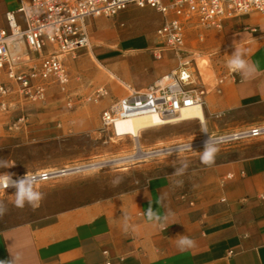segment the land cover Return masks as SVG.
I'll list each match as a JSON object with an SVG mask.
<instances>
[{
  "label": "crops",
  "instance_id": "obj_1",
  "mask_svg": "<svg viewBox=\"0 0 264 264\" xmlns=\"http://www.w3.org/2000/svg\"><path fill=\"white\" fill-rule=\"evenodd\" d=\"M28 1L0 0V28L7 27V11ZM17 17L23 22L21 14ZM101 17L87 20L92 48L81 50L76 61L65 59L69 71L68 66L85 65L93 54L106 70L103 83L93 82L88 94L99 86L107 87L109 106L129 88L147 89L177 67L173 52L155 56L160 46L157 30L145 35L144 46H130L138 37L121 35L116 21L104 20L112 17ZM235 47L244 49L249 62L258 66L250 80H242L226 66ZM185 48L195 52L196 74L208 89L205 122H201L208 132H234L264 124L263 14L227 17L221 28L210 29L192 20L187 24ZM7 81L0 71V82ZM51 86L57 85L48 86L47 94ZM7 125L0 112V143L7 140ZM258 148L264 149V140ZM208 175L201 208L190 207L172 179L155 178L114 199L58 213L46 224L0 230V261L19 253V264H264V150L220 163ZM150 203L161 215L173 213L166 229L147 220ZM125 214L130 218L127 233L122 227ZM179 235L192 238L195 246L180 251L176 246Z\"/></svg>",
  "mask_w": 264,
  "mask_h": 264
},
{
  "label": "rangeland",
  "instance_id": "obj_2",
  "mask_svg": "<svg viewBox=\"0 0 264 264\" xmlns=\"http://www.w3.org/2000/svg\"><path fill=\"white\" fill-rule=\"evenodd\" d=\"M114 18L104 20L116 21L121 35L138 37L130 44L137 47L144 46L145 35L155 32L163 22L162 15L148 7L133 6ZM121 22L124 26H120ZM91 30L92 37H95L96 31L92 26ZM68 68L71 82L67 93L58 86H51L43 102L18 105L9 111L0 109L8 121L7 140L0 143V160L11 166L0 167V174L6 171L16 174L41 170L65 171L36 184L44 198L35 209L27 204L23 208L15 206V188L0 194V201L7 206L6 214L0 217V230L21 224H46L58 213L114 199L155 178L172 179L182 199L192 208H201L205 182L212 167L264 150L258 148L264 139L219 141L220 152L212 167L205 166L200 160L205 144L192 149L184 147L179 152L165 150L201 138L203 124L197 119L149 128L142 131L137 140L130 135L115 137L101 123V113L108 106V99L98 103L84 100L93 82L103 83L101 76L106 70L93 54L85 65L75 64ZM69 95L75 101L72 108L67 105ZM117 128L132 133L130 121L118 123ZM231 132L209 131L214 136ZM208 139L204 136L205 141ZM139 141L142 151L159 152L137 156ZM185 162L188 164L186 173L183 176L174 175L176 168ZM117 178L121 182L114 185L113 180ZM178 180L183 181L182 187L177 186Z\"/></svg>",
  "mask_w": 264,
  "mask_h": 264
},
{
  "label": "built area",
  "instance_id": "obj_3",
  "mask_svg": "<svg viewBox=\"0 0 264 264\" xmlns=\"http://www.w3.org/2000/svg\"><path fill=\"white\" fill-rule=\"evenodd\" d=\"M130 6L149 7L163 15V23L157 29L160 46L154 54L161 58L164 51H171L178 64L147 89L129 88L124 96L103 109L101 123L115 137H122L114 129L120 119L157 115L167 120L180 116L187 108L204 107L208 89L196 74L195 52L185 48L190 21L195 20L200 27L210 29L221 28L227 17L251 12L264 15V0H29L16 10L7 11V27L0 28V71L8 79L0 82V109L9 111L18 105L43 102L51 84L67 93L70 74L65 59H75L81 50L92 48L87 20L114 17ZM17 14L22 15L23 22L18 20ZM252 30L257 31V28ZM109 95L107 87L99 86L84 100L98 103ZM74 104L69 95L67 105L72 108ZM220 136L223 137L218 140L221 142L264 137V124ZM204 141L202 134L201 138L190 142L195 143L191 148L205 144ZM6 173L12 174L13 180L26 175ZM28 174L37 177L40 183L58 176L59 171ZM11 189L14 187L0 188V194Z\"/></svg>",
  "mask_w": 264,
  "mask_h": 264
},
{
  "label": "clouds",
  "instance_id": "obj_4",
  "mask_svg": "<svg viewBox=\"0 0 264 264\" xmlns=\"http://www.w3.org/2000/svg\"><path fill=\"white\" fill-rule=\"evenodd\" d=\"M226 66L234 73L239 74L242 80L247 81L255 76L258 71V66L255 63L249 62L247 58V52L244 49L236 48L229 55V59L226 62ZM201 131L208 133V129L206 126H202ZM219 141L210 136V138L205 141L204 149L200 152V160L207 167H212L217 160V156L220 152L218 147ZM185 149H192L191 144L185 145ZM181 148L177 147L174 151H180ZM0 167H11L7 165L6 161L0 160ZM188 168V164L185 162L179 168H176L174 175L183 176L186 173ZM38 182V178L29 175L26 173L25 176L13 180L12 174L3 173L0 174V188L7 189L8 187H14L16 189L15 196V206L17 208H23L26 204L31 206L33 209L39 207L40 202L42 201L43 193H41L36 188V183ZM121 182L119 178L113 180L114 185H118ZM178 187L183 186V181L178 180L176 182ZM7 212V206L3 201H0V217H3ZM173 215V213L169 210L166 211L163 215L158 213L151 205L146 211V218L150 222H155L159 225L161 229L167 228V221ZM129 216L127 214L124 215L123 222V230L127 233L130 228L129 224ZM176 246L180 251H186L195 246V241L187 235H179L176 240ZM12 255V254H11ZM22 259L21 254L17 253L16 255H12L11 260L0 261V264H19V261Z\"/></svg>",
  "mask_w": 264,
  "mask_h": 264
},
{
  "label": "bare ground",
  "instance_id": "obj_5",
  "mask_svg": "<svg viewBox=\"0 0 264 264\" xmlns=\"http://www.w3.org/2000/svg\"><path fill=\"white\" fill-rule=\"evenodd\" d=\"M157 118H160V117L157 115H142V116H135V117H129V118H125V119H120L115 124L114 129L122 137L130 135L137 140V138L139 137V135L142 131L147 130V129L152 128V127H155V126H158V125L180 123V122H183L186 120H191V119H197L200 122H202L203 124L205 122L204 109L201 106L187 108V109L182 111L180 116L169 117V118H167V120H163L162 118L159 120ZM126 121H130L132 133L129 131H119L118 130V128H117L118 123L126 122ZM203 134H204L205 138L206 137L210 138V136L214 139H217V140L223 138L221 136L220 137H214L210 133L208 134V133L204 132ZM188 144H192V143H184V144L177 145V146H174L171 148H166L165 150H168V151L172 150L173 151L177 147L184 148V146L188 145ZM137 146L139 149V154L137 156H140V157L159 152V151L144 152L145 150L142 151L140 141L137 142ZM64 173H65V171H61V170L59 171V174H61V175Z\"/></svg>",
  "mask_w": 264,
  "mask_h": 264
}]
</instances>
